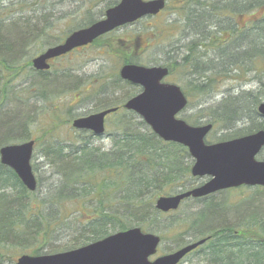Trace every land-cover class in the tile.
<instances>
[{
    "label": "trees",
    "instance_id": "16d2710c",
    "mask_svg": "<svg viewBox=\"0 0 264 264\" xmlns=\"http://www.w3.org/2000/svg\"><path fill=\"white\" fill-rule=\"evenodd\" d=\"M42 1L47 0H33L28 7ZM167 1L184 21L153 27L145 49L153 47L151 42L177 36V30L182 29L179 43L167 52V57L163 56L162 66L170 69V76L178 75L177 82L182 84L189 106L197 100L195 116L185 121L192 126L212 125L213 131L225 132L220 142L264 130V118L258 112L264 103V0ZM34 17L20 18L9 29L0 24V126L11 125L0 136V149L31 140L34 122L27 108L19 107L20 112L8 108L23 95H31V88L16 92L7 80L28 72L43 81V90L38 91L42 100L56 94L47 72L36 71L32 59L37 45L43 49L56 46L47 39L57 19L51 18L50 25V20ZM99 20L88 17L83 26L76 28L89 27ZM40 21L46 25H40ZM141 37L134 38L132 56L122 54L124 64L141 65L136 54ZM99 43L100 40L95 42ZM73 78L71 73H63L61 79ZM219 78L244 85L223 93L215 102L220 94ZM248 85L251 87L245 88ZM75 87L72 90L79 93ZM133 90L131 98L141 92L135 87ZM119 107L114 102L105 103L95 111ZM119 117L111 127L114 133L109 137L113 144L110 151L94 147V138L88 133L89 137L74 147L57 141L48 143L47 138L44 157L54 171L53 184L46 195L39 186L36 192L27 190L15 173L0 163V264H15L22 255L68 252L137 227L160 234L162 241L164 236L178 233V249L188 244L187 235L195 241L210 237L195 251L201 250L202 264H264V188H241L255 190L256 194L243 203V211L238 210L237 216L232 214L234 219L227 218L225 222L219 216L228 214L226 204L214 202L213 196L196 202L201 212L176 219L167 217L169 214L156 209L160 197L202 184L191 174L193 160L185 147L162 141L136 114L124 111ZM61 120L60 116L53 117L47 136L67 124ZM174 216L180 217L179 210ZM210 218L220 224L207 231L197 230L204 219ZM63 225H67L73 238L57 246L54 235Z\"/></svg>",
    "mask_w": 264,
    "mask_h": 264
},
{
    "label": "rangeland",
    "instance_id": "374dc122",
    "mask_svg": "<svg viewBox=\"0 0 264 264\" xmlns=\"http://www.w3.org/2000/svg\"><path fill=\"white\" fill-rule=\"evenodd\" d=\"M32 1L33 0H0V24L5 26L6 29H9L14 21H18L23 17H36L37 15L39 19L50 20L47 24L51 25V18H55L57 21L55 23L52 22L53 29L51 31V38L47 39V41L56 45L61 44L71 32L76 31V27L83 26L88 17L102 19L104 13L111 8L110 5L120 2V0H47L33 4L30 9L28 5ZM177 1H175L176 5ZM43 4L46 5L48 9H43ZM181 20V16L175 11L172 4L171 6L168 4L165 11L156 18H146L134 25L123 27L117 32L101 38L99 44H93L88 48L80 49L65 58L54 61L51 65V70L46 74V77L50 80L49 84L55 87L53 90L56 89V97L50 96L47 99L42 100L39 97L38 91L41 92L43 90V86L40 84L43 81H38V78L35 79L34 76L28 74V72H20L21 75L19 73L18 77L7 80V85L13 87L16 92H20L25 88H31V95H23V97H21V100H23L22 102L21 100L17 101L14 99L16 101H13L8 108L16 109V112H20L18 110L19 107L21 110L27 108L29 111L28 117L34 118V122H32L33 124L30 127L29 137L36 142L32 165L36 173L35 176L40 191L43 195L48 193L50 190L49 188L53 184L52 173L54 171V169L52 170L48 165L44 157L45 152L47 151V138H49L48 143L57 141L64 146L71 147L79 145L81 140L84 141L88 138V134L86 135L84 132L76 133L75 130L72 129V120L98 112L95 110L103 106L105 103L114 102L119 106L124 105L126 102H124V100L131 98L130 95L133 94L134 87L137 90H141L140 87L131 84L127 85L126 82L119 79V71L122 66H124L125 61L123 53L125 52L126 55L129 54L128 57L132 56L134 50V38L138 35L142 36L136 52L140 57L138 59L142 61L141 65L145 67L162 66V63H164V57H167V52L175 48L179 43V37L182 34H180V32L182 29L179 28L177 30V36H168V38L166 37L162 42H160V40L157 42H151L150 45H153V47L149 49H145V47L149 45L147 35L151 33L153 27H159L160 25L169 26V24ZM182 21H184V19ZM41 24H43V26L46 25L40 21V25ZM7 34L11 35L10 33ZM42 49L43 48L38 45L33 49L36 52L33 59L46 50L45 48ZM63 73H71L74 78L72 80L67 79V81L64 79L62 80ZM110 75L116 77L110 78ZM220 80L226 81L223 82V84L222 81H219L220 94L217 98L215 97V102L221 100L223 93L233 91L236 86L244 85L241 81L234 79L227 80L224 78ZM177 81L180 82V80H178V75L169 76L165 80V82L176 84L183 89L182 84H179ZM74 87L80 92L78 93L76 90H72ZM250 87L251 86L249 85L245 86L247 89ZM16 98H18V96ZM196 101L197 100H192V103L188 106L186 111L179 115L181 119L188 120L190 117L195 116L194 114L197 110ZM123 112L124 110L108 117L107 122L109 126H107L106 134L103 139H94V147L102 148L105 151H110L113 148L112 141L108 137L113 135L114 131L111 127L113 126V123L120 118L119 116H121ZM55 115L60 116L63 119L61 122L66 121L67 124H64V126H61V124V128H58L59 130L57 129L53 136H47L46 132L53 126V117H55ZM28 121L31 122V120ZM15 124L17 125L16 122ZM0 127V136H3L6 134V130L10 129L11 125L4 124ZM223 134H225L223 131H212L206 140L211 143H219ZM258 159L264 160V152L258 156ZM55 179H57V176ZM204 181H206V178L200 179V183H203ZM254 194H256L255 190L237 189L232 193L221 192L214 195V202H225V209L228 211V214L225 213L224 215L219 216L220 221L222 220L225 222L227 218L234 219L232 214L237 216L238 210L243 211V203L245 204L247 201L254 198ZM197 205H200V203L187 201L179 209L180 217H175V212L172 213V215L167 213L169 215L166 216H173L174 219H176L181 218L183 215H191L195 213V211L201 212V209ZM219 209L220 208L217 207L218 211ZM212 219H204L203 223L197 226V230L207 231L211 226L220 224V222L213 223L214 221ZM144 231L148 232L147 230ZM183 234L185 235L184 232ZM179 236L178 233L175 235L170 234L164 236L166 238L163 239L156 257L170 254L171 252L178 250L181 246H179L181 240L177 238ZM54 237L58 238V241H55V245L57 244V246H63L73 238L69 233L67 225L61 226ZM185 241L188 244L195 242L192 235H187ZM46 247L48 246H44V248ZM201 256V250H199L188 256L181 264H202ZM156 257H154V259Z\"/></svg>",
    "mask_w": 264,
    "mask_h": 264
},
{
    "label": "water",
    "instance_id": "95a60500",
    "mask_svg": "<svg viewBox=\"0 0 264 264\" xmlns=\"http://www.w3.org/2000/svg\"><path fill=\"white\" fill-rule=\"evenodd\" d=\"M166 7L165 0H121L106 12L101 20L88 28L72 33L63 44L48 49L33 60L38 71H49V61L66 56L72 51L91 45L97 39L131 25L145 17H155ZM169 69L125 65L120 78L142 88V92L125 104V109L139 115L164 142L176 143L188 149L194 164V178H208L203 185L176 195L160 197L156 209L162 213L178 210L189 198L199 199L221 191L240 187H264V161L257 157L264 149V130L238 139L207 144L212 125L193 127L178 118L188 100L181 88L165 83ZM115 109L76 119L73 128L91 131L96 136L105 134V118ZM264 117V103L258 108ZM35 142L8 145L0 149V162L10 168L30 191L37 189V179L31 166ZM208 239L189 244L173 253L159 256L161 238L133 228L104 238L76 250L46 256L23 255L16 264H180L184 258L203 246Z\"/></svg>",
    "mask_w": 264,
    "mask_h": 264
},
{
    "label": "flooded vegetation",
    "instance_id": "af4514ba",
    "mask_svg": "<svg viewBox=\"0 0 264 264\" xmlns=\"http://www.w3.org/2000/svg\"><path fill=\"white\" fill-rule=\"evenodd\" d=\"M82 49H84V48H82ZM52 63V62H51ZM122 107H123V105H122ZM121 106L118 108L119 110L118 111H121V108H122ZM108 118V117H107ZM107 118H106V126H107ZM92 135V134H91ZM94 138H95V136H93ZM207 198H209V197H207ZM207 198H204V199H207ZM204 199H190V200H192V201H194V202H201V201H203Z\"/></svg>",
    "mask_w": 264,
    "mask_h": 264
}]
</instances>
